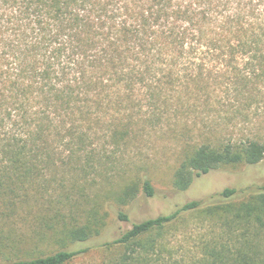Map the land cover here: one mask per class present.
<instances>
[{"label":"trees","instance_id":"obj_1","mask_svg":"<svg viewBox=\"0 0 264 264\" xmlns=\"http://www.w3.org/2000/svg\"><path fill=\"white\" fill-rule=\"evenodd\" d=\"M159 131L182 144L177 192L264 160V0H0V264L88 253L105 200L155 195L127 153ZM187 217L210 228L187 264H264V186L132 224L97 264H175Z\"/></svg>","mask_w":264,"mask_h":264},{"label":"rangeland","instance_id":"obj_2","mask_svg":"<svg viewBox=\"0 0 264 264\" xmlns=\"http://www.w3.org/2000/svg\"><path fill=\"white\" fill-rule=\"evenodd\" d=\"M256 125V124H255ZM253 129L258 132L257 127ZM234 132V130H233ZM239 134V132H238ZM234 132V135H238ZM143 143L132 148L127 156L139 166L142 172L150 177L155 195L151 198L144 197L140 192L127 205L118 207L105 200L103 211L108 214L106 227L99 237L75 249L90 247L86 254L75 258L72 264H97L102 258V249L105 243L118 239L129 230L132 224L153 219L158 216L168 215L183 204L199 200L205 201L210 196L221 192L225 188L239 190H255L264 186V160L255 166L240 165L235 168L214 171L196 179L185 192H177L172 187V177L179 164L182 144L170 138L164 131L145 133ZM199 135H190L185 140L196 142ZM236 137V136H235ZM264 137V132L262 133ZM117 182H112V185ZM102 181H96L88 190L91 207L94 202L100 201ZM111 189V186H108ZM87 202L83 207L86 208ZM122 210L129 217L128 222L117 219L115 211ZM186 225L177 226L168 233L166 248L171 251L172 262L187 264L199 255L202 244L206 242L210 233L209 223L199 221L195 217H187ZM166 257L169 253H165Z\"/></svg>","mask_w":264,"mask_h":264}]
</instances>
